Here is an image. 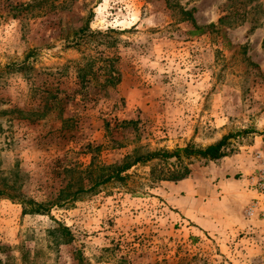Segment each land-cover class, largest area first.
Here are the masks:
<instances>
[{
  "label": "rangeland",
  "instance_id": "1",
  "mask_svg": "<svg viewBox=\"0 0 264 264\" xmlns=\"http://www.w3.org/2000/svg\"><path fill=\"white\" fill-rule=\"evenodd\" d=\"M170 3L205 32L165 0H0V264H264V219L247 216L263 169L264 0L246 21L229 0ZM92 13L95 34L69 47ZM237 134L232 155L186 160L184 181H153V161L96 187L126 157Z\"/></svg>",
  "mask_w": 264,
  "mask_h": 264
},
{
  "label": "trees",
  "instance_id": "2",
  "mask_svg": "<svg viewBox=\"0 0 264 264\" xmlns=\"http://www.w3.org/2000/svg\"><path fill=\"white\" fill-rule=\"evenodd\" d=\"M167 4L171 7L172 10L178 11L181 15V20L183 22H188L195 29V32L192 34H199L205 32L206 28H203L198 25L194 12L195 10L188 11L184 7L177 5L172 6L170 0H165ZM231 4L232 13L235 15H240V12H243V20L246 21L248 16L252 14V9L248 12L251 5H254L258 0H229ZM259 6L256 7L257 10ZM87 18L83 27L75 32L73 38L68 39L69 47L76 48L79 47L87 38H90L95 33L91 31V21L92 16ZM255 20L253 23H255ZM221 22H224L222 20ZM208 29H215V26H209ZM119 82V78L111 77L107 83L115 85ZM244 134V133H243ZM241 134L237 135H228L225 136L221 141L212 144L207 147H198L194 144H189L184 148L176 149L175 151L168 150H158L155 152L148 153L146 155H133L126 157L121 163L109 166L106 168L108 172L102 174L99 178L97 186L107 184L112 181L125 182L127 179L126 174L135 166L142 164L146 165L151 162H157L153 166L151 177L153 181L157 182H180L188 179L190 176L191 170L185 164L186 160L192 159H201L210 162L219 161L225 157L232 155L235 151L232 140H236ZM161 165H164V168H161ZM5 192L0 191V197L4 196ZM75 195V198H77ZM22 204L25 205V214H43L47 211V206L45 204H39L34 200H22ZM28 207V208H27ZM61 232L66 236H71L69 229L62 228Z\"/></svg>",
  "mask_w": 264,
  "mask_h": 264
},
{
  "label": "built area",
  "instance_id": "3",
  "mask_svg": "<svg viewBox=\"0 0 264 264\" xmlns=\"http://www.w3.org/2000/svg\"><path fill=\"white\" fill-rule=\"evenodd\" d=\"M257 159L263 165V169L251 178V181L253 182V186L258 191L259 199L256 200V203L249 207L250 209L247 210V216H260L264 219V153L258 154Z\"/></svg>",
  "mask_w": 264,
  "mask_h": 264
},
{
  "label": "crops",
  "instance_id": "4",
  "mask_svg": "<svg viewBox=\"0 0 264 264\" xmlns=\"http://www.w3.org/2000/svg\"><path fill=\"white\" fill-rule=\"evenodd\" d=\"M238 171L248 172L249 170H248L247 165H246V166H242L240 168V170H238ZM184 183H186V182H182L183 185H184ZM183 185L180 187H177V190H183ZM192 197H193L192 195H188L187 197H178L176 195V196H174L175 205H177L178 208L183 209L186 213H188V214L190 213L191 215H194L196 213V210L194 209V205H195V203L198 204V202H196L195 201L196 199L194 200ZM195 218L197 219L198 216H195Z\"/></svg>",
  "mask_w": 264,
  "mask_h": 264
}]
</instances>
